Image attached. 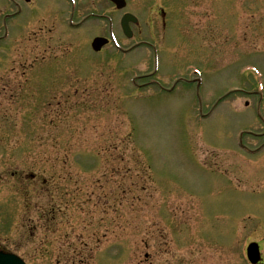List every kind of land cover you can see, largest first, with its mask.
I'll list each match as a JSON object with an SVG mask.
<instances>
[{
  "label": "rangeland",
  "instance_id": "obj_1",
  "mask_svg": "<svg viewBox=\"0 0 264 264\" xmlns=\"http://www.w3.org/2000/svg\"><path fill=\"white\" fill-rule=\"evenodd\" d=\"M126 1L0 0V245L27 264L264 257V149L239 138L264 135V0ZM93 13L145 45L93 53L109 21L70 25Z\"/></svg>",
  "mask_w": 264,
  "mask_h": 264
},
{
  "label": "water",
  "instance_id": "obj_2",
  "mask_svg": "<svg viewBox=\"0 0 264 264\" xmlns=\"http://www.w3.org/2000/svg\"><path fill=\"white\" fill-rule=\"evenodd\" d=\"M29 1V0H27ZM112 1L118 9H124L126 7L125 0H110ZM130 23H137V19L131 15H126L122 21V27L124 33L127 37L131 38L132 33L129 27ZM107 44V41L104 39H97L93 43V48L95 51H100L103 46ZM248 258L251 264H258L261 261V254L258 245L253 244L249 247ZM0 264H25L21 259L14 255H7L0 252Z\"/></svg>",
  "mask_w": 264,
  "mask_h": 264
},
{
  "label": "flooded vegetation",
  "instance_id": "obj_3",
  "mask_svg": "<svg viewBox=\"0 0 264 264\" xmlns=\"http://www.w3.org/2000/svg\"><path fill=\"white\" fill-rule=\"evenodd\" d=\"M263 138H264V135L257 136V139H259L260 140L259 142L262 143V144H260L255 149H252L250 146H245L244 145V141L242 140L240 144L242 146H244L245 149H246L243 153L249 154L251 156H256L258 153H260L264 149V140H263ZM0 250L8 251L3 245L2 246L0 245ZM261 250H262V247H261ZM263 259H264V257H263ZM261 264H264V260H263V262Z\"/></svg>",
  "mask_w": 264,
  "mask_h": 264
}]
</instances>
